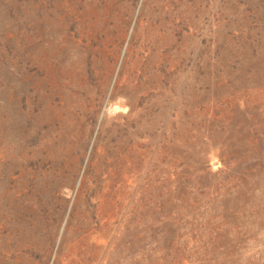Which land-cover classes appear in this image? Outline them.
Here are the masks:
<instances>
[{
    "label": "rangeland",
    "instance_id": "1",
    "mask_svg": "<svg viewBox=\"0 0 264 264\" xmlns=\"http://www.w3.org/2000/svg\"><path fill=\"white\" fill-rule=\"evenodd\" d=\"M0 264H264V0H0Z\"/></svg>",
    "mask_w": 264,
    "mask_h": 264
},
{
    "label": "bare ground",
    "instance_id": "2",
    "mask_svg": "<svg viewBox=\"0 0 264 264\" xmlns=\"http://www.w3.org/2000/svg\"><path fill=\"white\" fill-rule=\"evenodd\" d=\"M117 108V107H116ZM116 108H114L112 111H115L116 110ZM119 109H121V108H119ZM116 112V111H115ZM112 113V112H111Z\"/></svg>",
    "mask_w": 264,
    "mask_h": 264
}]
</instances>
